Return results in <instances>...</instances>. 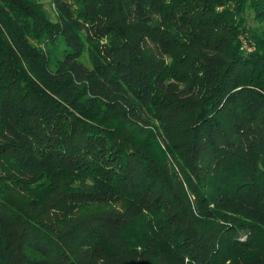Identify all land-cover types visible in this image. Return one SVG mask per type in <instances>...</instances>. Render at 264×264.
<instances>
[{
  "label": "trees",
  "instance_id": "trees-1",
  "mask_svg": "<svg viewBox=\"0 0 264 264\" xmlns=\"http://www.w3.org/2000/svg\"><path fill=\"white\" fill-rule=\"evenodd\" d=\"M50 5L0 0V264H264V0Z\"/></svg>",
  "mask_w": 264,
  "mask_h": 264
},
{
  "label": "rangeland",
  "instance_id": "rangeland-1",
  "mask_svg": "<svg viewBox=\"0 0 264 264\" xmlns=\"http://www.w3.org/2000/svg\"><path fill=\"white\" fill-rule=\"evenodd\" d=\"M40 1L42 2L43 7H44V8L47 10V12L49 13L50 18L53 19V20H55V18H56V14H55V10H54V8L52 7V5H50V0H40ZM153 17H154V19H156V20H161L160 12H158V11H154ZM240 39H241V41L243 42L244 46L247 48L248 46L245 45V44H247V43L245 42V40H244L243 38H240ZM83 56H84L85 60L88 62L87 54L85 53ZM154 152H155V151H154Z\"/></svg>",
  "mask_w": 264,
  "mask_h": 264
}]
</instances>
